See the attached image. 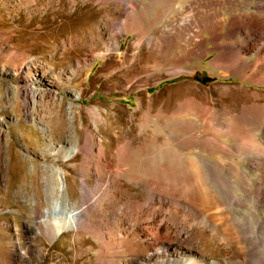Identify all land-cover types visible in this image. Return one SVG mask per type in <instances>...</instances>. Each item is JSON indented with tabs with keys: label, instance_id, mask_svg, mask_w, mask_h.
<instances>
[{
	"label": "rangeland",
	"instance_id": "1",
	"mask_svg": "<svg viewBox=\"0 0 264 264\" xmlns=\"http://www.w3.org/2000/svg\"><path fill=\"white\" fill-rule=\"evenodd\" d=\"M76 1L0 0V129L10 133V143L3 140V149H11L12 159L6 182L0 173V264H27L29 260L33 264H93L97 254L90 248L97 245V239L73 230L54 244L38 240L44 259L30 253L27 223L31 210L26 192L32 191V183L44 190L43 168L31 177L30 161L55 163L47 136L29 122L22 104L24 88L40 80L41 72L33 68L35 60L57 71L59 93L66 95L71 88L81 91L76 100L81 128H93L98 138L95 123L99 121L104 137L114 141L115 134H122L119 143L129 141L127 146L139 155L132 162L135 174L137 162L148 157L156 163L167 157L166 148L170 157L184 156L194 165L180 173L187 189L193 186L200 194L213 190L230 205L244 235L256 245L257 257L251 264H263L264 210L256 188L264 184L259 161L264 157V60L259 61L257 53L244 55L241 49L228 48V44L247 41L231 25L238 17L252 22L245 16L259 12L256 0H175L167 4L139 0L142 4L129 34L117 31L122 18L112 11L117 7L114 2ZM118 5L117 10L128 8L124 0H118ZM154 38L165 42L163 54L160 47L148 45ZM109 43L120 44L116 52L106 51ZM241 54L246 59L242 63L238 61ZM77 68L79 74L69 84L68 77ZM40 107L45 110L44 105ZM90 110L98 112L101 120ZM244 113L250 114V122L246 121L240 133ZM254 113L262 116L263 127ZM141 130L148 133L140 136ZM80 131L86 147V131ZM143 136L156 142L142 145ZM54 139L60 141V137ZM115 147L108 144V152L112 154ZM84 161L80 154L75 162L80 167H69L67 172L73 206H81ZM58 165L64 164L60 161ZM210 165L222 171L214 175ZM124 178L125 190L141 198L130 185L129 175ZM89 206L98 216L96 199Z\"/></svg>",
	"mask_w": 264,
	"mask_h": 264
},
{
	"label": "bare ground",
	"instance_id": "2",
	"mask_svg": "<svg viewBox=\"0 0 264 264\" xmlns=\"http://www.w3.org/2000/svg\"><path fill=\"white\" fill-rule=\"evenodd\" d=\"M124 1L128 7L126 11L117 10L118 0H106L107 3L117 4L112 11L122 18L117 23L119 34L133 32L135 14L142 4L139 0ZM160 1L167 4L175 0ZM74 3L77 1L74 0ZM256 6L258 13L245 16L252 22L246 18L240 21L241 17H238L231 25L232 31L239 30L246 35L247 41L239 42L236 46L228 44V48L241 49L244 55L257 53L261 61L264 60V0H256ZM250 29L252 32L249 36L246 33ZM174 42L172 39L171 43ZM162 44L165 45V42H158L155 38L148 43L150 47H160L163 54ZM119 45L109 43L106 51L116 52ZM242 54L238 57L241 63L246 60ZM32 64L37 65L33 68L41 72L40 80L37 84L26 86L24 91L20 87L14 88L23 91L25 114L29 122L47 136V148L55 163L30 161L31 177L39 175V170L44 169L43 192L35 183L31 184L32 191L26 192V201L31 210L27 223L31 254L44 259L37 241L45 239L54 244L66 232L73 230L79 236L83 233V236L88 234L97 239V245L90 247L92 251H97L93 256V264H251L257 257L256 245L244 235L242 224L231 211V206L225 204L215 191L206 189L204 194H200L193 186L187 189L186 182L181 180L180 173L194 165L188 163L184 156H168L166 148L163 152L167 157L156 163L148 157L137 162L139 166L135 168L138 174H135L132 162L139 155L127 146L129 141L119 143L122 134H115L114 141L104 137L99 121L95 123L100 134L98 138L93 128H81L77 123L80 106L76 103L81 91L71 88L66 95L59 93V87L55 84L57 71L37 60ZM78 74V68L72 70V77H68L67 82L73 83V78ZM40 105H44L45 110ZM91 114L101 120L98 112L92 110ZM253 115L258 118L257 124L263 127L262 116L257 113ZM246 121L250 122L249 113H244L240 118V133H243ZM81 129L87 134L86 147L82 143ZM129 131L127 134H132ZM147 133L141 130L138 134L142 136ZM9 137V132L0 129V173L5 182L10 176L12 159L11 149L4 152L3 140L9 144ZM54 137H60V141L56 142ZM143 137L142 145L156 142ZM182 138L183 143L188 144V139ZM108 144L116 146L112 154L108 152ZM80 154L85 156L82 164L85 175L81 185V206H73L67 172L69 167H80L75 164ZM258 154L261 155V152ZM60 161L63 166L58 165ZM259 161L260 170L264 173V157H259ZM195 163L198 164L197 161ZM209 169L214 175L222 171L217 165H210ZM125 174L129 175L130 185L140 193L141 198L125 190ZM223 181L227 182L225 179ZM256 195L260 208L264 210L263 183L257 185ZM91 199H96L100 211L96 216L98 219L91 212ZM43 202H46V206ZM228 207L229 210L226 209ZM261 228L264 229L263 224ZM28 263L33 264L30 260Z\"/></svg>",
	"mask_w": 264,
	"mask_h": 264
}]
</instances>
